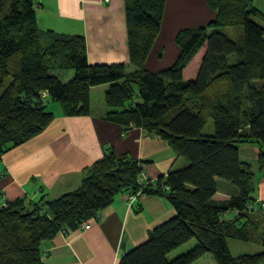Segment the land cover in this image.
<instances>
[{
  "label": "trees",
  "instance_id": "1",
  "mask_svg": "<svg viewBox=\"0 0 264 264\" xmlns=\"http://www.w3.org/2000/svg\"><path fill=\"white\" fill-rule=\"evenodd\" d=\"M166 3L125 0L134 69L129 72L124 64L91 65L83 36L43 32L35 0H0V161L52 124L49 103L58 104L66 117L89 116L91 90L108 85L106 120L164 139L187 162L163 176L151 161L111 151L75 192L33 206L25 199L0 206V264H46L45 243L77 231L122 192L138 191L145 171L158 179V188L145 194L166 198L176 216L151 231L120 264H193L207 255L217 264H264V252L235 257L228 245L229 240H264V214L253 198L255 174L239 149L243 144L264 149V14L254 0H209L216 22L181 31L176 62L155 74L146 63ZM228 27L242 28V36L233 39L220 29ZM203 48L196 80H186L185 70ZM210 120L215 133L204 135ZM258 160L264 169V153ZM164 186L169 191H162ZM218 192L230 200H216ZM231 212L238 216L226 220ZM192 240L197 241L192 250L170 259Z\"/></svg>",
  "mask_w": 264,
  "mask_h": 264
},
{
  "label": "crops",
  "instance_id": "2",
  "mask_svg": "<svg viewBox=\"0 0 264 264\" xmlns=\"http://www.w3.org/2000/svg\"><path fill=\"white\" fill-rule=\"evenodd\" d=\"M35 2L38 26L43 32L83 36L91 65L125 64L129 72L134 71L129 61L125 0ZM254 6L264 14V0H254ZM217 16L209 0H167L161 33L146 69L155 74L170 69L180 53L177 35L184 30L206 28L216 22ZM231 28H237V35L233 38L224 31L229 37L238 39L242 36V28ZM166 45L171 48L168 53ZM205 51L203 48L185 70L186 80H196ZM107 91L108 85L91 90L89 116L66 117L58 104H48L49 111L55 115L52 124L24 145L10 150L0 161V206L20 199L33 206L43 198L54 200L75 192L94 164L111 151L132 161H151L163 176L187 167L185 159L179 157L164 139L142 128L126 130L106 120L110 112L105 100ZM253 145L261 148L259 144ZM250 165L257 182L253 198L261 207L260 213L264 214V169L260 168L259 160L256 167ZM150 174L145 171L140 178L157 179ZM126 193L119 194L98 221H90L91 229L60 234L45 243V263L120 264L127 252L147 242L151 231L176 216L166 198L144 194L130 205ZM215 199L225 202L230 196L218 192ZM237 216V212H231L225 219L233 220ZM260 241L263 251H259L264 252L263 239L252 243Z\"/></svg>",
  "mask_w": 264,
  "mask_h": 264
},
{
  "label": "rangeland",
  "instance_id": "3",
  "mask_svg": "<svg viewBox=\"0 0 264 264\" xmlns=\"http://www.w3.org/2000/svg\"><path fill=\"white\" fill-rule=\"evenodd\" d=\"M223 31H227V33L229 34V36L235 38V35H237V28H220ZM171 48L169 45H166V52H170ZM125 65V64H124ZM47 107V106H46ZM52 107V106H51ZM215 133V129H214V122L212 120H210L208 122V124L206 125L205 129H204V135H212ZM244 146L240 149H242V155L241 158L242 160L246 161L249 164H252L253 166H257V160L259 158L260 153H264L261 148H259L257 145H246L243 144ZM264 150V149H263ZM6 205V204H5ZM3 205V206H5ZM263 239V238H261ZM197 241L196 240H192L191 242L183 245L182 247H180L179 249H177L176 251H174L171 255H170V259H175L183 254L188 253L190 250L193 249L194 244H196ZM229 245V249L230 252L233 256L235 257H239V256H243V255H254V254H259L260 252L263 251V246L261 245V241L260 242H240L238 240H229L228 242ZM262 251H259L261 250ZM120 251H119V255H120ZM122 255V254H121ZM193 264H217L214 260V258L211 255H207L204 258L194 262Z\"/></svg>",
  "mask_w": 264,
  "mask_h": 264
},
{
  "label": "built area",
  "instance_id": "4",
  "mask_svg": "<svg viewBox=\"0 0 264 264\" xmlns=\"http://www.w3.org/2000/svg\"><path fill=\"white\" fill-rule=\"evenodd\" d=\"M138 187L139 190L136 192L133 191H128L126 193V200L128 201V203L130 205H133L142 195H144L147 189L153 187V188H158V179H142L140 178L138 181ZM164 192L169 191V188L167 186L163 187ZM101 218V213L98 214L95 219H93V221H98ZM92 227V223L91 222H85L81 225L80 229L82 230H89ZM64 235H67L66 233L63 232Z\"/></svg>",
  "mask_w": 264,
  "mask_h": 264
}]
</instances>
